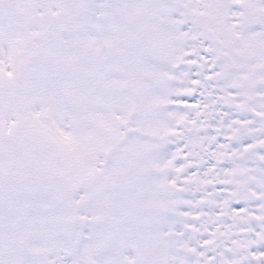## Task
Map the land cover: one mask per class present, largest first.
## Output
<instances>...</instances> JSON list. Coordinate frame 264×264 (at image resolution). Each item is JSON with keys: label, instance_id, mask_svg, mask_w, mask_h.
I'll return each instance as SVG.
<instances>
[{"label": "snow or ice", "instance_id": "6c2138e0", "mask_svg": "<svg viewBox=\"0 0 264 264\" xmlns=\"http://www.w3.org/2000/svg\"><path fill=\"white\" fill-rule=\"evenodd\" d=\"M0 264H264V0H0Z\"/></svg>", "mask_w": 264, "mask_h": 264}]
</instances>
